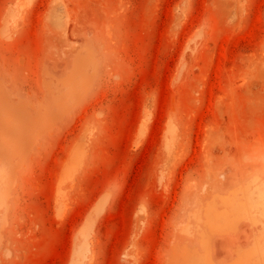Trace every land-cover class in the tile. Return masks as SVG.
Returning a JSON list of instances; mask_svg holds the SVG:
<instances>
[{
	"label": "rangeland",
	"instance_id": "374dc122",
	"mask_svg": "<svg viewBox=\"0 0 264 264\" xmlns=\"http://www.w3.org/2000/svg\"><path fill=\"white\" fill-rule=\"evenodd\" d=\"M0 104L26 123L0 156V264L196 256L207 206L264 193V0H0ZM262 217L214 229L209 258Z\"/></svg>",
	"mask_w": 264,
	"mask_h": 264
},
{
	"label": "bare ground",
	"instance_id": "6f19581e",
	"mask_svg": "<svg viewBox=\"0 0 264 264\" xmlns=\"http://www.w3.org/2000/svg\"><path fill=\"white\" fill-rule=\"evenodd\" d=\"M25 128L26 123L22 115L16 117L8 112L5 105L0 104L1 157H5L4 154L8 149L19 147V138ZM257 212L264 217V193H258L254 199L248 189L230 193L222 197L219 204L207 206L203 211V217L196 219V222L202 220L204 224L201 228V231L205 230L201 239L202 253L193 256L185 251L179 252L172 264H215L211 257L209 258V234L220 226L221 229H232L237 221L248 219V216H253ZM256 261L264 262V229L255 233L251 248L239 254L231 264H253Z\"/></svg>",
	"mask_w": 264,
	"mask_h": 264
}]
</instances>
